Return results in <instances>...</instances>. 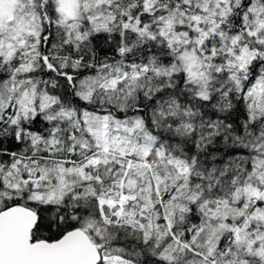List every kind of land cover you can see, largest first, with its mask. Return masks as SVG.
Masks as SVG:
<instances>
[{"label": "snow or ice", "instance_id": "6c2138e0", "mask_svg": "<svg viewBox=\"0 0 264 264\" xmlns=\"http://www.w3.org/2000/svg\"><path fill=\"white\" fill-rule=\"evenodd\" d=\"M0 264H264V0H0Z\"/></svg>", "mask_w": 264, "mask_h": 264}]
</instances>
